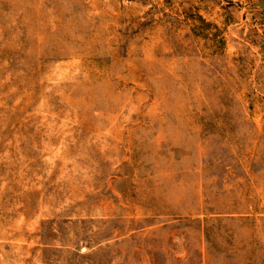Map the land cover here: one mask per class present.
<instances>
[{
    "label": "rangeland",
    "instance_id": "obj_1",
    "mask_svg": "<svg viewBox=\"0 0 264 264\" xmlns=\"http://www.w3.org/2000/svg\"><path fill=\"white\" fill-rule=\"evenodd\" d=\"M0 264H264V0H0Z\"/></svg>",
    "mask_w": 264,
    "mask_h": 264
}]
</instances>
